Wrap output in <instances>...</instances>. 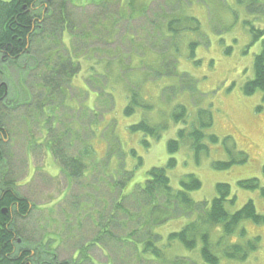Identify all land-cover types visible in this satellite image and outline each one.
I'll list each match as a JSON object with an SVG mask.
<instances>
[{
    "label": "rangeland",
    "instance_id": "obj_1",
    "mask_svg": "<svg viewBox=\"0 0 264 264\" xmlns=\"http://www.w3.org/2000/svg\"><path fill=\"white\" fill-rule=\"evenodd\" d=\"M62 1H51L20 67L8 70L9 79L0 74V82L9 83L0 102L9 105L1 119L7 143L3 171L34 204L28 217L16 220L25 244L41 242L71 261L73 255L87 256L81 245L94 243L84 264H209L201 241L189 249L168 240L195 215H162L165 199L149 203L139 184L150 168L166 166L172 156L174 189L184 174L194 173L202 181L191 192L196 202L210 204L218 196L216 184L225 182L236 196L226 203L230 213L253 200L264 214L260 189L238 185L256 178L264 187V91L244 92L261 51V41L252 44L251 27L264 29V0H169L179 6L167 0H65L64 14ZM135 99L140 105L126 114ZM179 105L187 116L176 121ZM199 109L210 110L213 124L203 131L220 142L207 138L208 151L196 157L187 136L170 153L168 141L180 139L179 130L201 126ZM143 119L168 127L159 139L132 131ZM238 151L248 155L245 163L214 167ZM74 156L84 175L69 178L61 166ZM222 234V225L211 230L219 264H264V224L244 220L218 243ZM254 237H260L259 247L246 260L225 256L227 243Z\"/></svg>",
    "mask_w": 264,
    "mask_h": 264
},
{
    "label": "trees",
    "instance_id": "obj_2",
    "mask_svg": "<svg viewBox=\"0 0 264 264\" xmlns=\"http://www.w3.org/2000/svg\"><path fill=\"white\" fill-rule=\"evenodd\" d=\"M51 4L50 0H0V59L3 58L9 64H16L31 49L35 34L39 32L42 23L41 13L44 4ZM65 0L60 4V11L64 14ZM193 19V18H192ZM196 21V19H193ZM66 21L64 18L61 19ZM171 27V23H169ZM253 34L252 44L261 41V51L255 55L254 59V77L244 84V92L252 95L258 90L264 91V29L251 27ZM3 62V60H1ZM4 71L2 70V74ZM6 85L0 84V101L4 97ZM140 105L138 100H134L126 107V114L134 113L135 106ZM148 107H151L150 105ZM177 108L181 113L173 112L176 121L186 118L187 109L183 105ZM3 107L0 105V112ZM199 118L201 126L186 130L181 129L178 132L180 139H171L168 141V150L175 154L181 148V139L189 136L191 146L196 157L208 151L205 139L209 138L213 143H218L219 138L211 134L209 136L203 131V128L210 127L213 124L210 110L199 109ZM167 125H151L145 120L131 126V130L146 132L156 139L160 138L162 130ZM5 130L0 124V264H81L78 261L59 260L56 252L45 246H37L34 249L24 245L23 236L16 224V218H26L31 213V202L26 197L21 196L15 190L16 183L7 179L3 171V164L6 159L4 140L2 135ZM230 138L224 140V144ZM148 145V142H146ZM231 151V150H229ZM248 156L243 151L237 152V156L230 161H217L213 165L217 169H227L234 164H243L247 161ZM177 165L175 157H170L166 166L152 167L146 173L145 183L139 186L143 194L147 195L149 203H156L157 198H164L163 207L160 213L162 215H195L194 220L190 221L180 231L171 232L168 236L169 241H180L187 248L194 249L198 242H202L201 254L203 259L209 264H219V257L212 250L211 230L217 225H222L223 234L219 242H223L226 237L231 236L244 220H252L257 224H264V214L256 210L253 200H248L239 210L230 213L226 208V203L232 204L236 196L232 195L231 186L228 183H217L216 196L211 203L207 201L196 202L191 192L202 187V181L194 173H186L180 178V188L174 189L171 185V179L168 173L170 168ZM69 168V169H67ZM63 169L69 176H79L83 170V164L79 159L73 158L65 164ZM138 185V184H137ZM238 185L244 189H260L264 196V187L260 186L256 178L239 180ZM125 196H123L124 198ZM157 207V206H153ZM176 208L179 214H176ZM3 209H7L4 213ZM173 210V212H172ZM167 217H162L165 221ZM245 230L241 235H245ZM157 236V235H155ZM21 238L23 243L20 244L18 239ZM156 238H159L157 236ZM225 242V241H224ZM260 243V237H254L246 240L244 243H227L224 247L226 257L237 260H246L251 252L257 250ZM152 245L153 241L148 242ZM154 252L158 254L159 250ZM177 261L176 264H179ZM190 264H195L191 262Z\"/></svg>",
    "mask_w": 264,
    "mask_h": 264
}]
</instances>
